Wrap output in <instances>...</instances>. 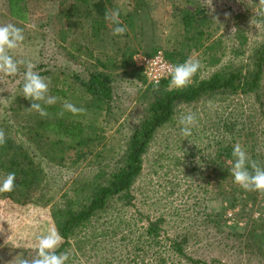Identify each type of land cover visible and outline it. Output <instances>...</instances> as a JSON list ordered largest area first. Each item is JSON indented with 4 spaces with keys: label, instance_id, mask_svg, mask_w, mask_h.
<instances>
[{
    "label": "rangeland",
    "instance_id": "1",
    "mask_svg": "<svg viewBox=\"0 0 264 264\" xmlns=\"http://www.w3.org/2000/svg\"><path fill=\"white\" fill-rule=\"evenodd\" d=\"M97 1L27 0L29 21L17 23L9 15L8 0H0V24L11 23L23 29L24 41L9 54L35 65L34 71L49 82V95L57 98L54 105L69 102L84 109L82 114L66 118L80 122L92 138L94 153L99 151L108 160L124 150L132 129L146 113L150 99L146 91L152 87L143 71L140 80L125 75L123 69L117 67L122 53L135 51V61L137 53L152 55L160 51L173 65L189 58L198 60L200 68L189 82L192 84L230 65L246 64L252 51L264 43V17L256 15L259 0H110L112 6L107 3L108 10L119 8L127 31L113 35V26L106 21V29L99 38L93 35L92 29V18L97 17L94 9ZM191 2L201 5L208 15L204 38L197 48L179 45L185 37L183 16L193 9ZM62 9H69L65 23L56 17ZM89 10L93 12L91 16L85 13ZM103 64L114 71L115 77L112 101L103 108L98 109L99 103L71 77L66 79L69 96L50 92L56 74L87 79L91 72L104 70ZM24 70L21 65L15 75L0 73V129L7 130L4 132L16 143L24 141L17 132L19 116L24 117L23 122L38 121L41 117L35 112L14 111L18 107V96L23 97ZM24 106L28 108L27 103ZM46 111L47 117L59 115ZM188 111L196 113L197 123L192 134L184 137L178 117ZM181 113L155 138L144 157L143 172L128 196L116 198L109 211L97 215L81 232L84 249L90 250L95 242H100V238L93 236L99 234L100 226L107 222L115 229L114 223L119 225L122 221L126 231L134 230L140 235L149 222L163 218L161 229L166 235L173 239L188 235L186 253L195 259L209 264H264V256L257 251L259 242L250 234L256 228L264 229V194L258 195L255 203L239 202L233 207L228 192L236 183L231 174H226L223 181L224 171L231 168L233 160L226 152L229 145L240 144L249 159L256 158L264 166V90L248 97L208 99ZM6 126H10L9 130ZM93 157L72 168L44 162L51 186L61 188L45 208L8 206L4 197L0 198V230H3L0 231V264H8L16 255H23L25 248L36 247L37 238L55 228L51 212L56 204L58 207L61 204L59 194L75 179L89 174ZM5 175L0 172V178ZM216 213L222 218L213 222L212 215ZM120 237L116 238L118 243ZM87 258L77 252L75 261L70 264L100 262H89ZM174 261L188 264L175 257Z\"/></svg>",
    "mask_w": 264,
    "mask_h": 264
},
{
    "label": "trees",
    "instance_id": "2",
    "mask_svg": "<svg viewBox=\"0 0 264 264\" xmlns=\"http://www.w3.org/2000/svg\"><path fill=\"white\" fill-rule=\"evenodd\" d=\"M84 1L87 3L88 0ZM107 3L112 6L110 0H98L94 3L97 17L92 18V29L93 35L98 38L106 29ZM8 5L10 17L17 23L29 21L27 0H8ZM190 6L193 9L183 16L186 28L185 37L179 45L197 48L204 38L203 28L208 15L201 5L191 2ZM68 10L62 9L57 13L56 17L61 23L64 22ZM85 13L89 16L93 14L90 10ZM134 52L127 50V53H122V58L116 65L123 69L125 75L142 80L143 70L134 61ZM252 52L246 64L230 65L182 89H171L170 79L164 80L157 86L150 84L152 87L146 91L147 96L150 97L146 113L132 129L124 150L113 157V159L118 158L116 160L110 159V161L102 157L99 151L94 153V148L90 143L92 138L83 125L66 118L67 115H73L70 112L65 111L62 117L60 115L53 118L38 116V121L33 122H23L24 117L19 116L21 121L17 122L19 125L17 132L22 135L24 141L16 143L5 133L6 142L0 145V172L6 175L14 172L15 187L12 192L0 195V198L4 197L3 201L8 206L45 208L55 198L57 194L55 192H59L61 188L51 186L47 179L48 173L44 162H55L62 168L65 166L72 168L73 165L80 164L88 160L89 156L94 155L89 174L75 179L70 186L65 188L59 194L60 206L56 204V208L53 207L51 212L55 229L62 236L57 252H69L67 264L75 261L77 252L82 253L85 258L89 257L87 258L89 262L99 260L98 264H176L174 257L186 260L188 264H209L203 259H195L186 253V245L189 242L187 234L176 236L174 239L166 235L161 229L165 222L163 218L149 222L143 234L140 235H136L134 230L126 231L127 228L122 221L119 225L114 223L115 229L110 222L102 224L100 233L93 236V238H100V242H95L90 250L84 249V238L80 235L88 225L92 224L97 215L112 208L110 204L116 198L128 196L130 189L143 172L144 157L148 154L155 138L178 113L193 104H199L208 99L248 97L251 94L259 95L264 90V43ZM90 55L92 57V54ZM97 61L101 64L98 59ZM103 69L91 72L87 79H82L78 75L56 74L55 83L50 92L69 96L70 88H67L66 79L71 77L99 103L98 109L103 108L112 101L115 81L114 71H109V67L104 64ZM16 103L18 107L14 109L15 112L26 111L27 106H24L26 103L28 108L31 107V102L21 96H18ZM44 107L58 114L62 110V106L59 105H44ZM6 128L9 130L10 126ZM4 131L7 130L4 129ZM52 134L54 137L51 136ZM68 149L75 155L68 153ZM232 150L233 145L226 148L231 159H233ZM253 159L257 161L256 158ZM258 163L263 166L261 162ZM226 174H231L229 167L224 171L223 181L226 180ZM228 194L233 207H237L239 202L247 204L252 201L255 203L261 193L246 191L238 184H232ZM218 218H222V215L219 213L212 215L213 222H216ZM108 224L110 226L107 227ZM250 234L254 240L259 242L258 255L264 256L263 227L254 229ZM118 235H121L119 243L116 240ZM35 248L23 249L22 256L31 258L35 255Z\"/></svg>",
    "mask_w": 264,
    "mask_h": 264
},
{
    "label": "clouds",
    "instance_id": "3",
    "mask_svg": "<svg viewBox=\"0 0 264 264\" xmlns=\"http://www.w3.org/2000/svg\"><path fill=\"white\" fill-rule=\"evenodd\" d=\"M256 15L264 17V0H259ZM105 20L113 26V35H123L127 31V27L122 25L119 8L106 11ZM24 39L22 28L11 23L0 24V73L7 76L15 75L20 66L23 65L25 70L23 73L22 96L31 102V107L26 108V111L38 113L41 117H47L48 112L44 105L51 106L57 102L55 96L49 95V82L45 77L34 71L35 65L31 61L17 60L9 54L10 51L19 48ZM199 68V61L191 58L183 63L171 66L168 69L170 86L177 89L186 87ZM65 111L78 115L82 114L84 109L65 102L59 115L62 117ZM196 123V113L191 111L181 113L178 117L181 135L184 137L190 136ZM5 142V132L0 129V145ZM232 157L230 173L234 178V182L246 191L264 194V166H261L255 160H250L246 151L238 143L233 146ZM198 160L199 157H197V162ZM15 180L14 172H9L0 178V193L12 192L15 187ZM37 240L34 256L28 258L19 254L8 264H67L69 252H57L58 245L62 240V236L57 229L49 230L46 234L39 236Z\"/></svg>",
    "mask_w": 264,
    "mask_h": 264
},
{
    "label": "built area",
    "instance_id": "4",
    "mask_svg": "<svg viewBox=\"0 0 264 264\" xmlns=\"http://www.w3.org/2000/svg\"><path fill=\"white\" fill-rule=\"evenodd\" d=\"M135 61L138 67L143 70L147 80L153 85H159L170 78L168 69L173 66L171 61L158 51L152 55L137 53Z\"/></svg>",
    "mask_w": 264,
    "mask_h": 264
}]
</instances>
